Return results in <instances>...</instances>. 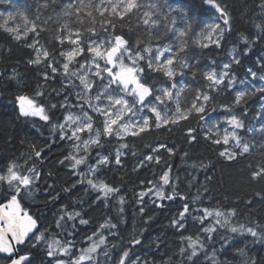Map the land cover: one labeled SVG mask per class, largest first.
Instances as JSON below:
<instances>
[{"label":"trees","instance_id":"obj_1","mask_svg":"<svg viewBox=\"0 0 264 264\" xmlns=\"http://www.w3.org/2000/svg\"><path fill=\"white\" fill-rule=\"evenodd\" d=\"M89 2L92 7L79 13L81 20H77L74 10L71 16H63L62 12L68 4L78 7L80 0H58L55 4L52 0H0V25H4V28H0V173H6L9 164L13 163L17 165L18 172L33 177L30 193L28 190L22 191L17 200L22 213L36 220L38 227L34 236L18 248L20 256H27L28 264H56V260L71 264V259L78 257L87 244L99 242L100 235H103L105 242L101 245L98 258L94 263L84 264H118L124 251L129 252L127 264H193V261L194 264H264V239L254 238L247 231L233 233L230 230L231 227L243 225L245 229L252 228L264 234V178L252 179V173L264 167V132L259 130L264 125V94L256 91L261 87L257 84L264 83L260 79L264 76V0H215L227 12L229 25H224L221 14L205 0H142L141 11L125 16L123 20L109 17L107 12L102 17L97 11V5L101 6V10L105 6L110 7L108 0H104V4H101V0H84V3ZM112 3H116V0H112ZM152 3H159L167 16V20L160 16L159 27L152 29V33L161 36L160 40H150L147 26L139 19ZM87 11H91L92 15L88 16ZM21 12L27 17V24L19 15ZM9 13L12 14L11 19ZM108 19L115 24V34L123 35L134 49H137L138 41L140 51L150 42L153 56L157 45H170L172 51L176 52L184 42L185 51L180 55L189 67L176 68L177 89H173V93L181 85L185 86L180 103L190 106L197 89L209 92V101H199L205 104L208 111L204 120L193 114L179 125L156 128L155 116L146 108L139 113L141 117L146 115L149 118L148 131L137 136L126 134L123 139L116 135H101L103 147L89 145L85 153L86 146L82 141L95 136L96 129L103 132L104 117L89 108L83 100L77 99L76 93L82 92V86L79 79L64 74L62 65L66 61L60 55L61 51L70 50L74 45L67 41L61 45L55 36L68 35V31L62 28L67 24L72 31L79 29L83 33V47L87 49L90 40L99 43L110 38L109 33L113 29L102 26V21ZM173 20L174 24L171 23ZM33 23L37 26L36 32L27 31L25 35L26 29H30ZM165 23L169 24L171 31L165 30ZM213 23H218L224 29L219 47L212 42L214 34L206 38ZM8 27L18 28L21 38L16 40V33L5 31ZM104 27H108L107 32ZM88 28H95L96 34H90ZM180 31L186 32V35L180 37ZM242 35L248 38L249 43L241 39ZM203 44L208 47H202ZM36 49L50 53L45 60L41 51L42 62L39 65L29 63V60L36 58ZM143 54L145 57L149 55ZM169 55L171 53H165L161 60ZM234 57L240 62L234 63ZM89 58L90 54L85 51L76 60L83 63ZM49 62L57 68L56 73L48 67ZM125 62L130 63L127 58ZM79 63L73 62L70 69L78 70ZM100 63L103 65L104 61ZM225 64L230 67L224 68ZM140 65L145 70L142 74L144 82L156 88L171 87L172 81L162 71L154 70L156 63L151 69L147 60L140 61ZM249 70L257 74L255 78ZM94 71L93 67L89 72V78L95 81L90 93L91 102L106 106L109 101L105 96L100 101L94 97L103 93L108 81L92 76L91 72ZM208 71L228 73L225 82L218 86V91L207 88L210 82L204 79L203 73ZM44 73L48 74V80H44ZM229 79L233 81L231 86H228ZM112 87L117 97L135 103L132 96H125L115 85ZM38 92L43 94L37 95ZM238 92H245L246 97L240 105H235ZM19 97L33 101L34 106H43L49 119L46 121L21 115L17 108ZM65 97H68L69 104L61 107ZM150 99L155 100V97ZM77 104L83 105L92 117L93 130L79 133L81 141L61 139L62 129L59 125L64 124L63 132L71 136L69 125L75 128L79 122L73 124L66 121V117L74 119L78 115L83 116ZM161 107L171 115L176 105L167 101ZM229 108L232 111H228ZM136 109H139L137 104ZM129 115L131 113L120 123H128ZM232 115L243 121L244 127L236 131L249 144L250 150L237 155L234 160H228L221 157L219 152L227 148L239 153L240 149L234 147L233 141L225 145L223 142L214 144L212 140L222 139L226 128L231 130L228 120ZM208 116L218 128L208 125ZM188 128L194 129V141L189 139ZM74 144L80 145L79 150L73 147ZM121 144L127 147L121 148ZM117 150L122 153L120 165L115 163ZM36 151H41L40 158L35 156ZM98 153L109 157L111 163L106 167L101 166L94 177L88 178L103 180L120 189L107 201L97 199L100 193L91 189L85 179L88 167L95 165L99 159ZM70 154L77 157L86 155V163L72 168L74 161L65 159ZM147 156L153 159H145ZM157 157L160 163L156 162ZM31 168L39 175L30 173ZM165 171H169L168 185H164L160 179ZM157 190L175 198L161 200L155 195ZM142 192L146 194L141 200ZM12 194L13 188L7 183H0V204H7ZM120 197L124 198L123 204L119 201ZM185 205L189 212L181 221L184 227L173 226L172 221L179 219ZM203 209H208L212 215L201 222L200 218L205 215ZM229 209H234L235 215L228 216ZM215 210L225 214L228 224L221 227L216 223L217 219L223 223V218H217ZM77 212L80 213L79 217L68 218L67 214ZM61 216L64 219L57 227V220ZM80 218L88 223L81 224ZM109 221L117 227L101 228ZM212 227L216 231L209 241V234L203 229ZM40 233H44V239L36 242L35 235ZM93 233L98 235L93 236ZM89 236L92 240L87 239ZM187 237L198 238L202 245L198 246V256L193 261L187 258L191 253ZM54 239L62 245L71 243L68 255H61L58 251L54 257L47 255L48 242ZM135 239L140 243L133 244ZM181 248L185 252L181 253ZM8 262L9 259L0 256V264Z\"/></svg>","mask_w":264,"mask_h":264},{"label":"snow or ice","instance_id":"obj_2","mask_svg":"<svg viewBox=\"0 0 264 264\" xmlns=\"http://www.w3.org/2000/svg\"><path fill=\"white\" fill-rule=\"evenodd\" d=\"M52 2L55 4L58 2V0H52ZM205 3L212 4L216 11L221 14V17L223 18L224 25H229V16L227 12L221 8V6L217 3H215V0H205ZM101 4H104V0H101ZM108 4L110 7L105 6L101 10V6L97 5L96 9L100 12V15L103 17L105 12L108 13L109 17H115L119 20H123V18L129 14L136 15L141 11L142 8V0H116V3H112V0H108ZM91 3H84V0H80V4L78 7H75L73 4H68L63 12V16H71L73 14V10L77 13V20H81V17L79 16V13L84 12L85 10L91 8ZM23 19L25 24L28 23V19L25 16L23 12L19 14ZM87 15L91 16L92 12L87 11ZM164 16V19L167 20V16L163 13V10L159 3H152L148 6V10L143 11L142 15L139 17V19L142 21L143 25L147 26V31L150 35L151 39L160 40L161 36L156 35L152 33V29L158 28L161 21L159 19L160 16ZM12 18V14L9 13V19ZM7 23V21L5 22ZM172 24L175 23L173 20L171 22ZM107 25L110 26L113 31L109 33V39L108 40H101L99 43H97L94 40H90L87 46V49L83 47V33L76 29L75 31H72L67 24H64L62 28L64 30L68 31V35H62L57 34L55 36V40L58 41L61 45H63L66 41L74 45L70 50L61 51L60 55L64 57L65 63H63V72L65 75L70 77H76L80 81V85L82 86V92H77V99L83 100L85 104L88 105L89 108H91L93 111L97 112L99 115L104 117L103 121V132L99 129H96L95 136H90L88 140L82 141V143L86 146L84 151L87 153L89 145H95L98 147H103V144L101 142V135L105 137H110L112 135H116L119 139H123V136L126 134H130L132 136H137L140 133H143L145 131H148L150 128L149 124V118L147 116L142 117V124H133L131 122V118L129 117L128 123H120V121L124 120L125 116L128 113H131L132 116L138 115L139 112H142L145 108L155 116V127L161 128L162 126L167 125H179L183 121L189 120V118L196 114L199 116L200 120H204L206 116L208 115V111L206 109V106L204 103H199V101L207 102L211 99L209 92H205L201 89L196 90L195 98L191 101L190 106H183L180 103V97L181 93L186 91L185 86L181 85L179 89L173 93V89H177V83L175 82V77L177 75L176 68L179 67L181 69L188 68L189 64L188 62L180 55V53H183L185 51L184 42L182 41L178 51L173 52L170 45H164L163 47L157 45L155 52L156 54L153 56V48L151 47V43L149 42L148 45H146L142 51L138 50L139 41L137 42V49H134L130 45V41L127 40L123 35L115 34V24L112 22L111 19L102 21V26ZM0 28H4V25H0ZM36 24L33 23L32 27L30 29H26L25 35L27 34V31L36 32ZM165 30L171 31L168 23L164 24ZM211 30L208 32L206 38H211L214 33L217 34L216 38L212 40L213 43L216 44L217 47L220 46V39H222L224 29L219 24H213L210 26ZM5 31L9 33H16L14 38L16 40H19L21 38L19 34L18 28H5ZM87 31L95 35L96 29L95 28H88ZM104 31H108V27H104ZM38 35V33H37ZM186 35V32L180 31L179 36L184 37ZM75 36V38H73ZM201 36H203V33H201ZM241 39L244 40L245 43H249L248 38L246 36H241ZM38 43V41L36 42ZM29 47H34V45H28ZM202 47H208L207 44H203ZM41 51L43 54V57L45 60L48 59L50 53L47 50L42 49H36L37 55L35 59L29 60L30 64L39 65L41 61ZM90 54V58L85 60L83 63H79V61L76 60V57L81 56L83 53ZM143 53H148L149 55L145 57ZM165 53H171L166 59L161 60V57L164 56ZM125 58L130 63L125 62ZM104 61V64L101 65L100 61ZM147 60L148 68H153V64L156 63L155 71H162L163 75L168 77L169 80L172 81L171 87L164 86L162 88H156L154 85H149L146 82L143 81V73L144 68L140 65V61ZM79 63V69L76 71H72L70 69V65L73 63ZM158 62V63H157ZM234 63H239V59L233 58ZM48 67L51 68L53 73H56L58 70L56 67L53 66L51 62L48 63ZM95 68L94 72H91L92 76H95L101 81H104L107 79L108 83L104 85V91L103 93H98L94 99L96 101H100L102 96H105L107 100L109 101V104L107 106H102L99 104H93L91 102L92 97L90 95L95 81L91 80L89 78V72L92 68ZM229 64H225L224 68H229ZM251 72V75L255 78L256 73ZM106 74V75H105ZM195 76V73H193ZM204 79L209 81L210 83L207 85V88L211 90L218 91V86L222 85L225 82L226 77L228 76L227 72L222 73H216L214 71H208L203 73ZM44 80H48L49 76L47 73L43 74ZM261 80H264V76L260 77ZM232 80H228V86H231ZM115 85L117 88L120 89L123 93H125V96H132L135 100V103H130L128 99L124 97H117L115 95V89L112 87ZM75 87V85H72ZM257 92L264 94V86L258 87L256 89ZM42 92H38L37 95H42ZM60 94L59 92L57 93ZM155 97V103H153L150 99ZM246 97L245 92H238L235 96L234 104L240 105ZM19 100H25V97H19ZM167 101H171L176 105L175 111L169 115V112L167 110L161 111L158 108V104L165 105ZM28 104L31 106V110H26L23 105H21V115L28 116V115H40L41 119L48 120V115L45 114V109L43 106H34L33 101L29 100ZM66 104H69L68 97L64 98V101L61 103V107H64ZM136 104L140 105L139 109H136ZM77 107L81 108V111L83 112V117L86 119L87 122H84L81 120L80 117H76L73 119V117L69 116L66 117V121H71L72 123H76V121H80L79 124L75 128H71V125H69V128L71 130V136H67V133L63 132V129L65 128L64 124L59 125V127L62 129V135L61 139L67 138L69 140H75V141H81V136L79 133L84 131L91 132L93 130V122L92 117L88 114L87 111L84 110L83 105L77 104ZM116 106H120L117 108ZM52 107H56V105H52ZM228 111H232L231 108L227 109ZM214 111V109H213ZM228 124L230 125L231 130H225V133L221 138H217L215 140H212V143L214 144H220L223 142L225 145L229 144L230 141L234 142V147L240 149L239 153L235 151H229L227 148L224 151H220L219 155L221 157H225L228 160H234L237 155H243L245 153H248L250 150V146L247 142L242 140V138L237 134V129H241L244 127L243 121L237 117L236 115H232L229 120ZM116 126V127H114ZM215 127V126H214ZM261 132H264V125H261V128L259 129ZM211 131V129L209 130ZM249 131H252V129H249ZM194 132V129L188 128L187 134L189 136L190 141L195 140V136L192 135ZM208 139H211V137H206ZM73 147L77 150H79L80 145L74 144ZM121 148H126V144H121ZM160 147H164V145H160ZM153 151H158V149H154ZM169 153L171 155V150H169ZM99 156V159H97L95 165H90L88 167V174L85 177L87 180L88 185L93 189L94 191H97L100 193V195L97 197V199H103L105 201L108 200V198L111 195L119 193L120 189L118 187H112L108 183H106L103 180H96L88 177H94L96 173L99 171L101 166H108L111 161L109 157L107 156H101L99 153L97 154ZM121 155L122 153L117 150L115 163L117 165L121 164ZM185 155H187L185 153ZM35 156L40 158L41 157V151H36ZM31 159V157H29ZM65 159H71L73 160V164L71 165L72 168H77L78 166L86 163V155L85 156H73L69 155L68 157H65ZM145 159L151 161L153 159L152 156H147ZM156 162L160 163L159 157L156 158ZM27 163V161L25 162ZM63 163V161H61ZM143 162H141V165ZM17 165L10 163L7 167L6 173H0V183H7L10 188L14 189V194L11 195L10 200L8 201L7 205H0V208L7 207L8 209H11L12 211L4 212L3 214H0V220L6 221V228L0 227V252H7L12 253L14 251V248L11 244L5 243V233L10 232L11 238L16 244H24L26 242V237H28L29 233L33 232V229L36 228V220H34L31 216L27 215V213L24 214L23 220L20 219L18 209H19V203L17 200V196L24 190H28L30 193L31 185L33 183V177L28 174H22L18 172ZM29 172L32 173L35 176H38L39 174L35 172L34 168L29 169ZM84 175V174H81ZM260 178H264V167H259L257 171H254L252 173V179L257 180ZM163 181L164 185L169 184V171H165L164 174L160 178ZM151 183V182H149ZM65 191H69V189H65ZM149 192L152 191V189H148ZM146 193H140V198L142 200L143 196ZM155 195L163 200V199H174L175 197L173 195H166L164 191L157 190L155 192ZM259 195V193H258ZM183 198V197H181ZM119 201L121 204L124 203V198L120 197ZM162 207V205H160ZM143 211V209H141ZM204 211V217H201V222L203 219L207 218V216L212 215V212H210L208 209H203ZM189 212L188 206L185 205L183 211L179 214V219H174L172 221L173 226H176L178 228H183L184 224L181 222L185 218V214ZM69 219H74L76 217L80 216V213L75 214H67ZM235 215L234 209L228 210V216ZM215 216L217 218H223V223H221V219H217L216 223L220 224L221 227L228 224V218L225 217V214L219 210H215ZM64 219L63 216L60 217L59 220H57V227H60L61 221ZM79 222L81 224H87L88 221L80 218ZM109 227V228H116L117 225L112 224L110 221L106 224H102L101 228ZM231 232H244L247 231L252 237L264 239V234H260L257 231H255L252 228L245 229L243 225H241L239 228L237 227H231ZM206 233L209 234L208 239L209 241L212 240V233L216 231L214 227L212 228H205L203 229ZM98 235V233H93V236ZM44 239V233H40L39 235H35L36 242H40ZM88 240H92V237H87ZM189 241L188 247L191 249V253L188 255V260L193 261L194 257L198 256V246L202 247L200 244L199 239H193L192 237L186 238ZM105 242V238L103 235H100L99 242L93 243L90 247L82 249L81 254L78 257L71 259V264H84L85 261H91L92 256L91 253H95L96 249L100 246V244H103ZM133 244H139L140 240L135 239L132 241ZM35 246V244L33 245ZM71 243L69 242L66 245H62L59 240H52L51 242H48V252L47 255L49 257H54V255L59 252L61 255H68L70 252ZM240 252H243V249L239 250ZM185 252L184 248H181V253ZM107 254V253H106ZM129 257V252L124 251L118 261V264H127V258ZM28 260L27 256H20L18 259H13L11 264H24ZM56 264H66L63 260H56ZM134 264H138V262H134ZM194 264V261H193Z\"/></svg>","mask_w":264,"mask_h":264},{"label":"rangeland","instance_id":"obj_3","mask_svg":"<svg viewBox=\"0 0 264 264\" xmlns=\"http://www.w3.org/2000/svg\"><path fill=\"white\" fill-rule=\"evenodd\" d=\"M213 24H218V23H213ZM216 36H217V34L216 33H214V38H216ZM262 81H264V80H262ZM250 83H251V81H249ZM252 85H253V83H251ZM257 85H260V86H264V83L263 84H257ZM254 86H256V85H254ZM151 100V99H150ZM153 103H155V100L154 99H152L151 100ZM21 105H23V107L26 109V110H31V106L28 104V100L27 99H25V100H19V103H18V108H19V111H20V109H21ZM107 106V105H106ZM158 106V108H159V110H161L162 112L163 111H165L166 109H162V107H161V105L160 104H158L157 105ZM117 107V106H116ZM137 107H139L140 108V105L139 104H137ZM119 108V107H118ZM144 110H146V108L144 109ZM143 110V111H144ZM21 113V112H20ZM130 114V113H129ZM28 116H33V117H36V118H39V119H41V117H40V115H28ZM146 116V115H145ZM76 117H80L81 118V120H83L84 122H87L86 121V119L83 117V116H81V115H78V116H76ZM75 117V118H76ZM129 117L131 118V122L133 123V124H142V117H144V116H142L141 117V115H140V113H138V115H136V116H132V114L131 115H129ZM74 118V119H75ZM208 118H209V116H208ZM41 120H43V119H41ZM150 121V120H149ZM207 121L209 122V124L208 125H211L212 126V128H218V125L216 124V122L215 121H212L211 120V118H209V119H207ZM77 122V121H76ZM128 122H129V118H128ZM80 123V121L78 122V124ZM73 124H75V123H73ZM215 126V127H214ZM209 127V126H208ZM227 129V128H226ZM223 137V136H222ZM98 241H99V239H98ZM93 243H98V242H95V241H93V242H90L89 244H87V246H86V248H88V247H90ZM101 245L102 244H100V246L96 249V252L95 253H91V256H92V260L91 261H93L92 263H94L95 262V260H96V258H98V255H99V252H100V249H101ZM81 254V252L79 253V255ZM78 255V256H79ZM91 261H85L84 263H89V262H91Z\"/></svg>","mask_w":264,"mask_h":264},{"label":"water","instance_id":"obj_4","mask_svg":"<svg viewBox=\"0 0 264 264\" xmlns=\"http://www.w3.org/2000/svg\"><path fill=\"white\" fill-rule=\"evenodd\" d=\"M2 205H6V204H2ZM9 211H12V210L8 209L7 207L0 208V214H3L4 212H9ZM18 213H19L20 219L23 220L24 215L21 213L20 209H18ZM0 227L6 228V221L5 220H0ZM36 230H37V226L35 229H33V232L29 233L28 237L25 238L26 242L31 238V236L36 232ZM5 243L11 244L14 248V251L12 253L0 252V255L8 258L10 260V262H8L7 264H11L13 259H18L20 257L18 248L22 247L25 243L24 244H16L12 240L10 232L5 233ZM27 263H28V260L26 262H24V264H27Z\"/></svg>","mask_w":264,"mask_h":264},{"label":"bare ground","instance_id":"obj_5","mask_svg":"<svg viewBox=\"0 0 264 264\" xmlns=\"http://www.w3.org/2000/svg\"><path fill=\"white\" fill-rule=\"evenodd\" d=\"M18 108V107H17Z\"/></svg>","mask_w":264,"mask_h":264}]
</instances>
